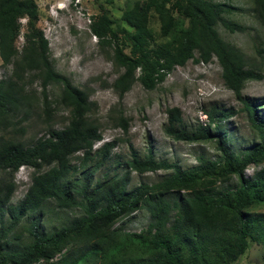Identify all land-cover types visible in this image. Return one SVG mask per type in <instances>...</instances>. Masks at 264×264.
<instances>
[{"label":"trees","instance_id":"16d2710c","mask_svg":"<svg viewBox=\"0 0 264 264\" xmlns=\"http://www.w3.org/2000/svg\"><path fill=\"white\" fill-rule=\"evenodd\" d=\"M253 2L264 28V0ZM231 9L213 0H145L137 12L123 15L127 24L120 29L123 44L113 30L115 22L102 14L91 29L104 44H112L111 38L117 41L114 62L124 71L113 85L115 91L123 96L137 82L154 90L175 68L191 60L208 64L216 59L225 86L241 99L246 83L264 76L217 30L222 24L231 33L247 32L225 18ZM152 13L160 21L162 43L156 42L149 28ZM39 18L34 0H0V59L4 68H12L10 77L0 80V264H233L251 242L264 245V218L251 213L264 205L260 105L242 100L259 141L241 154L228 146L223 125L235 114L232 110L214 108L207 113L206 125L188 132L182 127V112L172 108L167 110L166 135L191 144L214 143L215 160L200 156L196 167L183 171L176 163L158 160L149 148L143 157L132 151L131 160L124 163L128 172L96 181L114 144L106 143L95 151L102 135L92 117L94 104L85 91L54 69L49 41L38 28ZM22 19L27 20L25 33ZM22 33L24 43L19 49ZM35 83L40 85V94L33 89ZM51 86L60 87L58 99H50ZM39 105L48 116L57 107L67 109L68 125L61 130L50 127L48 137L28 145L15 134L24 133L22 124ZM119 123L127 129L125 120ZM79 153L81 163L73 165ZM251 165L262 168L248 179L245 171ZM24 167L33 171L31 184L24 199L13 206L14 177ZM159 171L172 174L158 183L128 189L130 172ZM233 179L237 183L232 188L228 185ZM51 201L60 210H79L80 216L45 233L44 207ZM141 210L149 213L150 222L140 233L115 229L121 220ZM38 213L24 229L28 242L12 247L11 235L21 221Z\"/></svg>","mask_w":264,"mask_h":264},{"label":"rangeland","instance_id":"374dc122","mask_svg":"<svg viewBox=\"0 0 264 264\" xmlns=\"http://www.w3.org/2000/svg\"><path fill=\"white\" fill-rule=\"evenodd\" d=\"M39 7L38 28L43 31L49 41V48L54 69L70 79L72 84L85 91L90 102L94 104L92 117L100 124L102 141L96 143L98 151L106 143H113L111 158L96 174V181H103L106 176L128 172L124 163L131 160L132 151L143 157L149 148H153L158 160H168L178 164L183 171H189L198 165V158L204 156L215 160L218 157L214 143L191 144L177 141L165 133L167 125V110L178 108L182 112L183 128L188 132L195 131L198 126L208 123L207 113L212 109L232 110L235 114L225 122L228 132V146L234 153L241 154L256 144L259 139L251 127L246 113L243 111V101L256 102L260 105V115L264 117V79L249 81L242 92V98L229 90L222 78V69L215 59L204 64L189 61L183 67L175 68L154 90H147L137 82L132 89L120 96L113 85L123 69L114 62L116 40L107 45L96 37L91 29L93 22L102 14L107 13L115 22L113 30L123 44L124 34L120 29L127 28L123 15L128 11L137 12L145 0H34ZM214 3L226 4L231 13L225 18L233 23L244 26L246 33H231L222 24L217 30L227 43L239 48L256 71L264 76V28L255 13L253 0H213ZM67 5L68 10L50 16L51 9ZM22 23V22H21ZM25 25L23 23L25 33ZM157 43L164 42L160 34V21L152 13L149 21ZM23 33L17 45L21 49L24 43ZM258 50L260 52H258ZM124 52L129 48L124 46ZM12 68H4L0 59V80L11 75ZM33 89L41 93L39 83ZM50 99L59 98L61 89L58 86L49 87ZM67 109L57 107L46 115L39 105L31 113L28 121L23 123L25 131L16 137L28 145H34L42 137L49 136L50 127L61 130L68 125ZM125 120L127 129L120 126L119 119ZM7 135V134H6ZM82 154H76L72 159L73 165L81 163ZM262 167L251 165L245 171L248 179H253L255 173ZM47 170V169H44ZM33 171L21 168L14 177L16 190L11 205L17 206L23 199L31 184ZM171 171H159L140 175L129 173L128 189L132 190L141 184H155L171 175ZM0 173V177H1ZM233 179L228 186L235 187ZM253 215L264 218V205L252 209ZM30 215L21 221L20 226L11 235L10 245L16 247L28 242L24 229L38 217ZM80 216L79 210H60L54 202H48L44 207L42 229L45 233L53 232L63 225L69 224ZM9 216L5 223L9 224ZM150 222L149 213L141 210L116 224L115 229L127 233H140ZM19 236V239H16ZM233 264H264V245L251 242L250 249Z\"/></svg>","mask_w":264,"mask_h":264},{"label":"clouds","instance_id":"9594fccd","mask_svg":"<svg viewBox=\"0 0 264 264\" xmlns=\"http://www.w3.org/2000/svg\"><path fill=\"white\" fill-rule=\"evenodd\" d=\"M68 7L65 4H62V6H57V9L54 11V9H51L50 16L55 18V13H63L64 11H67ZM23 24V23H22Z\"/></svg>","mask_w":264,"mask_h":264},{"label":"built area","instance_id":"2783aa9c","mask_svg":"<svg viewBox=\"0 0 264 264\" xmlns=\"http://www.w3.org/2000/svg\"><path fill=\"white\" fill-rule=\"evenodd\" d=\"M21 22H22V23H26L27 20H26V19H22Z\"/></svg>","mask_w":264,"mask_h":264}]
</instances>
